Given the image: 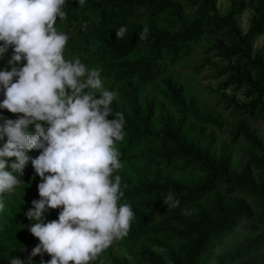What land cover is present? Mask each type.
Listing matches in <instances>:
<instances>
[{
    "label": "trees",
    "instance_id": "obj_1",
    "mask_svg": "<svg viewBox=\"0 0 264 264\" xmlns=\"http://www.w3.org/2000/svg\"><path fill=\"white\" fill-rule=\"evenodd\" d=\"M218 1L186 0L183 4L172 0H85L80 5L78 0H67L66 18L57 19V22L77 23L79 44L93 42L82 61L98 63L101 75L112 77L114 83L122 86L121 95L111 105L112 116L123 113L126 121L125 138L117 142L121 145L118 150L121 163L138 161V153L132 150L149 142L160 151L149 154L147 166L202 173L201 181L195 185L168 181L147 187L121 175L124 195L120 203L130 204L135 214L124 239H143L147 264H207L217 243L243 221H254V210L246 205V200L262 210L258 221L264 223V145L250 137L251 149L246 154V163L240 172L232 173L227 162L217 161L202 148L179 141V131L173 124L158 132L153 109L143 103L139 91L140 85L160 79L164 82L168 102L179 113L196 118L202 129L204 123H215L213 118L200 114L186 101L183 88L171 76L180 61L191 57L204 42L205 58L193 68V73L209 66L214 79L223 78L217 86L219 91L231 90L242 96V99L236 95L222 97L224 108L231 115L264 120V47L254 49L255 40L264 36V0H229V10L223 15L217 11ZM184 7L191 8V12H186ZM246 10L252 12V17L243 33L236 17ZM121 26L126 27L127 32L123 38H116V29ZM145 27L149 31L146 38L141 39ZM10 55L11 48L5 59L0 60V67L6 65ZM212 58L217 61L212 62ZM24 63L22 60L21 65ZM3 98L0 92V100ZM0 114L13 119L22 115L6 109H0ZM30 154L36 156L39 152ZM169 192L180 204L166 210L167 205L160 195L166 196ZM234 195L244 198L236 200ZM38 198L37 194L34 199ZM58 212L59 209H51L46 219H57ZM29 223L26 216L17 224L9 220L11 229L19 226L24 231L23 238H30L32 249L38 238L24 227ZM168 234L182 242L181 254L164 239ZM262 250L264 231L231 252L229 261L264 264V259L257 256ZM15 255L24 259L29 253L22 255L21 250L0 245V264H9ZM50 258L47 253L33 257L36 264Z\"/></svg>",
    "mask_w": 264,
    "mask_h": 264
},
{
    "label": "clouds",
    "instance_id": "obj_2",
    "mask_svg": "<svg viewBox=\"0 0 264 264\" xmlns=\"http://www.w3.org/2000/svg\"><path fill=\"white\" fill-rule=\"evenodd\" d=\"M66 3L0 0V60L11 48L0 67V109L22 114L14 119L0 114V212L29 162L31 179L40 178L39 199L24 213L30 221L24 227L38 243L9 264H36L33 257L45 253L51 258L40 264H93L128 235L135 218L132 206L120 203L121 177L114 175L123 167L117 142L125 138L126 121L123 113L112 116L117 93L104 88L102 70L79 57L66 58L69 36L56 27L58 18H66ZM148 31L145 27L140 38ZM126 32L121 26L116 38ZM160 196L166 210L180 204L171 192ZM51 209H59L57 219L47 220Z\"/></svg>",
    "mask_w": 264,
    "mask_h": 264
},
{
    "label": "rangeland",
    "instance_id": "obj_3",
    "mask_svg": "<svg viewBox=\"0 0 264 264\" xmlns=\"http://www.w3.org/2000/svg\"><path fill=\"white\" fill-rule=\"evenodd\" d=\"M178 3H185L186 0H172ZM229 0H219L217 3V11L219 14H226L229 10ZM186 12H191V8L184 7ZM252 12L246 10L242 15L236 17L237 25L240 30L245 33L249 27V21ZM59 31L68 34L65 56L72 58L79 57L81 60L87 54V48H91L93 42L87 41L86 44L80 45L79 26L77 23H69L65 21L56 22ZM205 43L199 46L194 54L186 58L174 68L171 75L173 80L183 88V94L186 101L192 103L194 109L200 114L209 115L215 120V123H204V129L200 128V122L188 115L179 113L176 108L171 106L165 94L164 82L160 79L150 83L140 85V94L143 103L152 107L154 116L153 122L158 132H162L168 124H173L178 129L179 141L187 142L202 148L210 157L217 161L227 162L230 172L238 173L246 163V154L251 149L250 137L257 138L264 145V120L254 121L243 117L233 116L230 111L224 108L222 97L237 96L242 99L240 94H235L231 90L219 91L217 86L223 80H216L212 77L213 72L209 66L204 67L197 74L193 73V68L199 66L201 60L205 58L203 50ZM264 47V36L259 37L254 42V49ZM216 58H212V62H216ZM90 68H99V64L95 62H85ZM104 81V88L117 93L118 98L122 90L120 83H114L112 77L101 75ZM97 93V98H99ZM161 134V133H160ZM121 145L117 144L118 150ZM159 152L144 142L138 149H133L132 153L137 152L140 157L138 161L133 163H124L123 167L114 173V175H124L125 178L139 183L141 186H152L155 183L165 184L168 181H177L180 184L195 185L202 179V173L198 170L180 171L175 168H156L146 165L149 154ZM35 175L34 169L29 162L24 169V176L21 184L16 188L14 193H9L5 197V209L0 212V245L9 247L10 249L21 250L22 255L31 251L30 238H23V230L17 226L11 229L9 220L13 223H21V219L25 218L24 213L31 207V201L38 194L37 184L40 178L31 179ZM123 181L121 180V185ZM25 188V189H24ZM24 190V194H23ZM241 195H234L233 199L243 200ZM39 199V198H38ZM24 201V202H23ZM246 205L254 210V221H243L239 227L229 236L217 243L213 248L212 254L209 256L207 264H237L231 262L229 254L240 246L252 240L259 232L264 231V223L258 221L262 210L253 204L251 200H246ZM254 228L255 230H253ZM29 234L30 231H29ZM29 236V235H27ZM166 242L172 243L174 250L181 254L182 242L176 237L168 234L164 237ZM143 239L139 240H118L113 245L100 254L93 264H147L146 251L143 248ZM264 259V250L257 254Z\"/></svg>",
    "mask_w": 264,
    "mask_h": 264
}]
</instances>
